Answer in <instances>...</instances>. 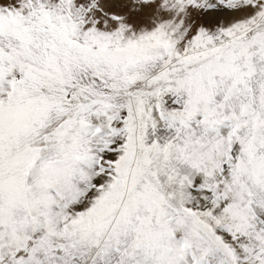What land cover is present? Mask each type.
Returning <instances> with one entry per match:
<instances>
[{
    "label": "snow or ice",
    "instance_id": "6c2138e0",
    "mask_svg": "<svg viewBox=\"0 0 264 264\" xmlns=\"http://www.w3.org/2000/svg\"><path fill=\"white\" fill-rule=\"evenodd\" d=\"M0 264H264V0H0Z\"/></svg>",
    "mask_w": 264,
    "mask_h": 264
}]
</instances>
